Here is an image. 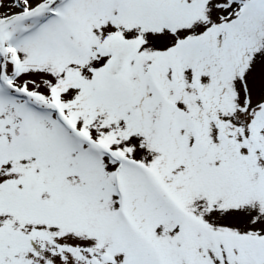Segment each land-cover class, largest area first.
<instances>
[{"label":"snow or ice","instance_id":"6c2138e0","mask_svg":"<svg viewBox=\"0 0 264 264\" xmlns=\"http://www.w3.org/2000/svg\"><path fill=\"white\" fill-rule=\"evenodd\" d=\"M0 264H264V0H0Z\"/></svg>","mask_w":264,"mask_h":264}]
</instances>
